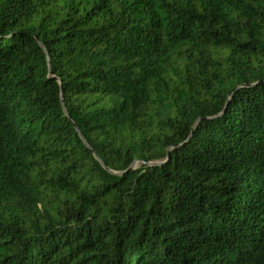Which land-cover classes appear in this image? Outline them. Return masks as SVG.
<instances>
[{
	"label": "trees",
	"instance_id": "16d2710c",
	"mask_svg": "<svg viewBox=\"0 0 264 264\" xmlns=\"http://www.w3.org/2000/svg\"><path fill=\"white\" fill-rule=\"evenodd\" d=\"M0 264H264V0H0Z\"/></svg>",
	"mask_w": 264,
	"mask_h": 264
}]
</instances>
